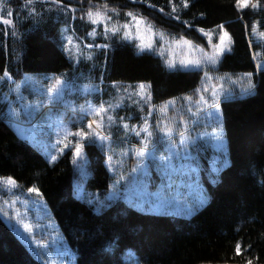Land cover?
Wrapping results in <instances>:
<instances>
[{
  "label": "trees",
  "instance_id": "obj_1",
  "mask_svg": "<svg viewBox=\"0 0 264 264\" xmlns=\"http://www.w3.org/2000/svg\"><path fill=\"white\" fill-rule=\"evenodd\" d=\"M170 1L105 0L196 42L203 41L200 28L226 29L231 49L215 69L250 73L254 85L219 103L228 163L213 172L202 157L201 185L188 189L171 159L120 145L111 173L104 150L86 143L85 188L104 197L113 181L129 191L96 210L75 194L72 149L49 126L52 79L78 70L60 45L67 19L39 11L17 30L0 25V78L7 74L11 89L15 82L10 95L17 100L8 104L7 83L0 82V178H12L21 194L0 191V264H264V68L257 70L253 58L259 50L264 60V41L251 32L254 24L264 29V8L240 11L238 0H173L182 7L176 15ZM72 25L89 42L90 27L78 19ZM93 62L105 81L148 83L155 104L190 93L202 78L200 70H170L122 40L96 50Z\"/></svg>",
  "mask_w": 264,
  "mask_h": 264
},
{
  "label": "rangeland",
  "instance_id": "obj_2",
  "mask_svg": "<svg viewBox=\"0 0 264 264\" xmlns=\"http://www.w3.org/2000/svg\"><path fill=\"white\" fill-rule=\"evenodd\" d=\"M169 4L172 12L178 15L182 8L180 3L171 0ZM237 7L240 11L248 7L264 8V0H238ZM39 11L56 13L67 19L60 27V45L78 67L77 71L62 73L52 79L47 99L50 130L69 142L72 149L73 184L78 197L92 203L99 211L106 200L129 195L127 189L113 181L104 197L84 187L88 176L85 143H95L104 150L105 163L111 173L118 166L114 151L120 145L140 154L153 152L171 159L188 189L201 185L202 157L208 159L213 172L228 163L219 102L249 93L254 85L250 73L221 74L216 71L220 57L230 51L232 45L231 37L222 25L200 28L198 32L203 41L196 42L170 34L139 13L121 11L105 0H29L19 5L13 0H0V21H9L0 22V25L7 32L17 30V24ZM74 19L90 27L86 34L89 42L72 29ZM251 30L254 40L264 41V29H258L254 24ZM112 40L129 42L137 52L146 51L158 56L170 70H200L201 81L190 93L157 104L152 102L148 83L105 81L103 68L96 74L93 61L95 51L107 48ZM253 58L257 70L264 68L259 50L253 52ZM80 69H88L89 75L79 73ZM4 81L7 83L4 98L10 106H15L17 100L10 95L12 91L14 93L15 82L11 89L12 79L7 74L0 78V82ZM77 143L81 145L79 155L75 153ZM19 190L12 178H0L3 193L21 195ZM134 200L139 202L140 199Z\"/></svg>",
  "mask_w": 264,
  "mask_h": 264
},
{
  "label": "snow or ice",
  "instance_id": "obj_3",
  "mask_svg": "<svg viewBox=\"0 0 264 264\" xmlns=\"http://www.w3.org/2000/svg\"><path fill=\"white\" fill-rule=\"evenodd\" d=\"M9 15H13V13H9ZM0 22L9 23V21H7V20H3V21H0ZM80 152H81V145L79 143H77L76 146H75V153H76V155H79Z\"/></svg>",
  "mask_w": 264,
  "mask_h": 264
}]
</instances>
